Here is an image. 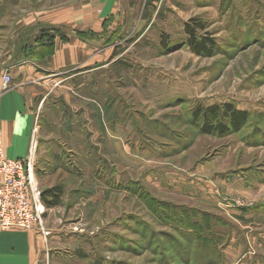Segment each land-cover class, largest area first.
I'll return each instance as SVG.
<instances>
[{
    "label": "rangeland",
    "instance_id": "rangeland-1",
    "mask_svg": "<svg viewBox=\"0 0 264 264\" xmlns=\"http://www.w3.org/2000/svg\"><path fill=\"white\" fill-rule=\"evenodd\" d=\"M33 6L0 0V26ZM147 13L116 63L35 85L50 166L67 176L51 216L71 240L58 262L264 264V0H150ZM193 18L217 56L186 45ZM215 104L248 123L202 135L192 112Z\"/></svg>",
    "mask_w": 264,
    "mask_h": 264
},
{
    "label": "crops",
    "instance_id": "crops-1",
    "mask_svg": "<svg viewBox=\"0 0 264 264\" xmlns=\"http://www.w3.org/2000/svg\"><path fill=\"white\" fill-rule=\"evenodd\" d=\"M29 1L34 4L31 11L0 26V143L10 159L28 156L35 124L39 128L35 85L62 76L71 79L77 71L96 73L116 63L111 56L120 38L150 19V0ZM7 72L13 82L4 88L2 78ZM42 131L40 127L35 134V158L37 183L44 191L67 176L63 169L50 166L53 154H48ZM54 210L47 209L45 215L49 235L39 230H0V264H59L71 240L51 226Z\"/></svg>",
    "mask_w": 264,
    "mask_h": 264
},
{
    "label": "built area",
    "instance_id": "built-area-1",
    "mask_svg": "<svg viewBox=\"0 0 264 264\" xmlns=\"http://www.w3.org/2000/svg\"><path fill=\"white\" fill-rule=\"evenodd\" d=\"M2 80L4 88L13 82L8 72ZM37 126L38 123L35 124L29 154L25 158H8L0 143V230H39L49 235L44 227L47 208L37 183Z\"/></svg>",
    "mask_w": 264,
    "mask_h": 264
},
{
    "label": "trees",
    "instance_id": "trees-1",
    "mask_svg": "<svg viewBox=\"0 0 264 264\" xmlns=\"http://www.w3.org/2000/svg\"><path fill=\"white\" fill-rule=\"evenodd\" d=\"M186 45L193 54L202 58H213L221 49L217 39L208 31L206 22L199 18L190 19L184 23ZM164 48L169 47V41L162 39ZM249 114L241 111L233 104H215L212 106L199 105L192 112V125L202 135L225 136L230 131H238L249 121ZM64 187L57 185L42 191V199L47 209L62 206Z\"/></svg>",
    "mask_w": 264,
    "mask_h": 264
}]
</instances>
